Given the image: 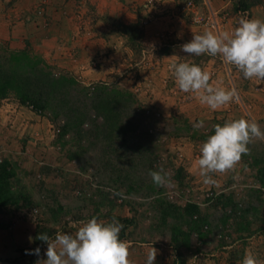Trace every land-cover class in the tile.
Returning <instances> with one entry per match:
<instances>
[{
	"label": "rangeland",
	"instance_id": "1",
	"mask_svg": "<svg viewBox=\"0 0 264 264\" xmlns=\"http://www.w3.org/2000/svg\"><path fill=\"white\" fill-rule=\"evenodd\" d=\"M234 11H237L235 10V2ZM195 16L197 15L192 16V21L200 27V30L201 28L209 29V27L198 23ZM123 29L129 33L125 28ZM140 33V31L135 32L138 37ZM129 35L130 48L124 51V58L127 55L129 57L123 58L121 61L127 68L124 73L115 76L110 74L111 76L107 79H98L97 81L90 80V77L88 78L81 73L71 74L87 86L95 82H108L112 85L110 88L114 87L120 90L121 94L127 96L129 100L126 99V102L122 101L121 104V102H117V99H114L117 105H115L116 102L111 101L109 106L113 107V115L116 110L114 106L117 109L119 108L120 113L122 111L125 113L130 106L134 110L133 103H136L135 106L139 108L140 113L142 110L145 111L143 126L148 129V135L140 134L144 129L143 127L137 128V130L134 129L133 133L120 131L118 127H120V124H124L121 121L115 122V124L112 121V124L106 129L107 131L105 130L106 132L101 130L99 134H95L97 122L88 120L79 126L71 121L79 114L71 110L68 112H70V116H73L70 118L72 124L65 131V135H61L64 129L69 126L65 125V121L67 122L69 117V115L68 117L65 116V110L58 114H52V118L48 113L38 111L33 105L31 107V104H24L14 96L3 98L18 102L25 108H29V110H33L36 114L44 117L49 124V126L47 125V138L49 140H53L51 138L52 125L61 128V133L52 142L58 157L61 158L60 164L56 171L50 169L48 175L53 178L58 177L61 183L67 185L61 186L58 181L59 184L56 183V187L48 188L50 194L48 198L53 201L54 205L46 208L45 213L47 214L40 215V217H44L45 226L51 228L50 222L52 220L67 224L74 221V219H80L81 216L78 213L80 206L83 207L84 205L88 209V217L85 218H98L97 214H104L107 215L105 218H101L104 220L109 217L110 209L108 206L113 203L115 208V205L119 206L113 219L123 225L120 232L121 240L124 241L125 238L156 239L155 237L167 238V241L170 240L173 243L178 240L183 243V247L177 255L179 257L178 264H219L227 251L230 252L227 256L232 264H243L246 252H251L259 261H264V217H261V213H264V189L248 186L253 181L254 183L257 182V168H264V140H253L248 145L250 154L242 156L245 166L249 169V181L253 179L242 190L243 210L246 211L242 221L244 223V227H241L242 233L239 228L227 232L221 226L225 206L233 207L235 205L236 200L232 195H228L231 196V199L227 201V205L215 201L200 206V211L195 213L194 220L201 218V233L191 231V226L195 223L190 222V220H193L189 216L190 213L183 212L179 213L178 216L171 207L172 204L181 206L180 212H182V209L184 211L189 202L186 203L184 199L171 201L165 195L170 191L192 188L194 198H196L201 190L217 189L226 184L218 187L201 188L192 183L181 160L184 158L181 145L188 140L203 141L209 134L214 133L216 124L223 125L229 119L241 117L252 119L245 111L248 107L250 112L253 109L252 106L243 101L235 81L232 79L229 83L226 66L224 65L225 61L221 57L223 67L220 66L216 70L212 69L210 82L213 80L216 82H211L214 85H217L218 82L219 85L224 84L222 87L226 89L236 88L245 107L240 104V101L237 103L233 100L220 109L218 119H216L217 117L209 119V115L212 116L210 108L201 104L195 94L185 93L179 89L174 71L170 67L173 63L187 62L197 64L202 68L203 62L199 59L200 57L187 54L178 56L172 53V50L170 51L168 47H162L157 52L158 56H156V51L152 48L153 45L148 46L140 38L135 37L132 32ZM0 44L4 46V50L9 47L3 42H0ZM170 44H175V42H170ZM23 49H28L29 53L35 55L30 46H25ZM73 58L75 59V57ZM0 62L4 66L8 65L3 60H0ZM99 63V60H95L94 67H97ZM217 65L219 63L216 62ZM128 69H130L131 75L127 72ZM54 70L57 71L55 68ZM66 73L70 74L69 72H63L62 74ZM126 76L128 77L126 78ZM222 81H225V83H222ZM126 91L130 93L127 92L126 95ZM76 92L75 94H77ZM184 95L187 98L181 99L180 96ZM248 96L250 99H254L255 94L250 90ZM195 98L197 102H194ZM58 101L59 98L55 103ZM147 107L150 108L151 114L146 111ZM92 117L94 118V116ZM200 121H203V126L197 128L195 125ZM256 122L264 130V121L259 120ZM57 137H59V140H57ZM57 142L62 145L60 143L58 145ZM253 163L256 165L253 166ZM161 167L168 174V183L163 187H158L153 183L148 173L150 170L158 171ZM68 169H75V171L70 172ZM92 180H98L110 194L94 188ZM231 181H234V179ZM111 189L119 193L117 200L113 199L115 198V192L112 193ZM161 199H165V202L160 201ZM73 204L77 205L72 206ZM66 209L70 214L68 217L64 215ZM129 211L130 213H128ZM57 213L58 215H55ZM35 216H39V214ZM104 222L106 223V221ZM52 229L56 232L55 227H52ZM179 231L180 233H178ZM189 231L191 233L186 236V232ZM214 259L215 263H213ZM33 261L34 258L32 257L25 264H33Z\"/></svg>",
	"mask_w": 264,
	"mask_h": 264
},
{
	"label": "crops",
	"instance_id": "2",
	"mask_svg": "<svg viewBox=\"0 0 264 264\" xmlns=\"http://www.w3.org/2000/svg\"><path fill=\"white\" fill-rule=\"evenodd\" d=\"M190 1L194 2V6L187 8V3ZM233 1L0 0V42L12 49L30 46L36 55L44 58L57 71L59 70V73H81L93 81L105 80L111 76L110 74L115 76L124 73L127 69L121 62L124 51L130 48L128 43L130 35L124 31V26H139L141 33L138 38L148 46L153 45L152 48L156 54L162 47H168L172 53L182 56L186 53L182 51L181 46L190 42L194 33L203 34L206 31L231 33L239 26L243 18L264 21V0L249 7V17L240 11H234ZM211 9L227 12L220 29L201 28L200 30V27L193 23L192 16L194 17V14L204 16ZM127 57L129 55L124 59ZM199 57L203 62L202 69L210 73L212 69L223 67L219 55L204 54ZM95 60L100 61L97 67H94ZM216 62L219 65L216 66ZM224 65L229 83L233 79L243 101L252 106L253 109L250 110L252 119L264 121V80L255 77L246 79L242 71L234 65L230 67L226 63ZM127 72L130 74V69ZM211 82L216 83L213 80ZM219 86L222 87L224 84ZM250 90L255 94L254 99L248 96ZM180 98L185 99L187 96H180ZM210 111L212 116L209 115V119L220 117V109H210ZM47 125L49 126L46 119L35 111L25 108L18 102L0 99V155L6 160L10 173L7 183L11 189L20 192L18 195L25 193L27 197L13 203H2L0 200V264H25L32 257L33 264H38V261L43 264L42 261L47 259L46 242L40 246L39 256L26 254V250L31 252L37 248L35 245L37 230L44 224V217L40 215L43 216L46 208L54 205L52 200L44 197V192L48 193L49 189L56 187V183L60 182L58 177L53 178L48 175L50 169L54 171L58 169L61 158L58 157L55 146L52 144L53 140L47 138ZM35 131L38 132L35 133ZM206 139L188 140L181 145L184 157L181 160L192 183L201 188H210L227 184L233 179L244 181L246 184L253 181V179L249 181V169L241 158L234 169L226 173L210 174L216 181L215 184L204 183V177L200 174L196 161L201 155L200 149ZM68 171H75V169H68ZM253 183L247 185L252 187ZM68 184L70 185L69 182ZM60 185L67 184L60 182ZM75 205L77 204L72 206ZM36 206L40 207V212L42 211L39 216L31 212V209ZM115 206L116 208L113 203L108 206L109 217L102 220L101 218L107 215L97 214V219L106 223L112 222L114 213L119 208L118 205ZM24 208L27 212H23ZM67 209L64 215L68 217L70 214ZM87 213L88 209L84 205L80 206L78 213L81 216L80 219H74L67 224L52 220L50 225L56 228L52 238L57 232L75 233L79 226L91 219L85 218L88 217ZM30 236L33 237L34 242L29 241ZM155 238L124 239L129 244V259L133 264H146L147 254L153 248L157 250L154 264H178V251L183 245L175 247V244L170 240L167 241V238ZM223 248L225 249L224 246ZM228 253L230 252L227 251L224 254L222 260L219 259V264L231 263L228 260ZM259 262L264 264L263 260Z\"/></svg>",
	"mask_w": 264,
	"mask_h": 264
},
{
	"label": "clouds",
	"instance_id": "3",
	"mask_svg": "<svg viewBox=\"0 0 264 264\" xmlns=\"http://www.w3.org/2000/svg\"><path fill=\"white\" fill-rule=\"evenodd\" d=\"M187 55L221 56L223 60L242 71L246 79L264 80V21L241 19L239 26L231 33L227 31H206L195 34L190 42L181 46ZM176 84L185 93H193L201 104L218 110L235 100L239 102L236 88L226 89L210 83L211 73L197 64L173 63ZM197 128L203 126L200 121ZM256 139L264 140V130L254 119L244 117L229 119L223 125L216 124L214 133L208 136L200 149L196 161L204 183L215 184L212 173H226L234 169L243 155L250 154L248 145ZM158 187L168 183V174L161 167L148 173ZM123 225L117 220L110 223L93 217L84 222L75 233L57 232L55 237L40 233L35 239L47 243V259L43 264H133L129 259V244L120 239ZM34 242L33 237H29ZM26 254L39 256L40 248ZM157 250L147 254L146 264H154ZM41 261H38L40 264ZM243 264H260L251 253L246 252Z\"/></svg>",
	"mask_w": 264,
	"mask_h": 264
},
{
	"label": "trees",
	"instance_id": "4",
	"mask_svg": "<svg viewBox=\"0 0 264 264\" xmlns=\"http://www.w3.org/2000/svg\"><path fill=\"white\" fill-rule=\"evenodd\" d=\"M259 1L260 0H234L235 10H248L251 5L258 3ZM124 28L126 31H129V33L132 32L135 37H138L135 32L140 31L139 27L124 26ZM3 48L4 46L0 44V60H3L8 65L4 66L2 65L3 63L0 62L1 99L14 96L24 104L33 105L36 110L48 113V115L52 118V114H58L59 112L61 113L62 110H65V116L67 115L68 117L69 115L67 122L65 121V125L69 126L64 129V132L61 135H65V131H67L72 124L70 123V118L73 116H70V112H68L70 110L79 114V116L71 120L79 126L83 125V123L88 120H95L97 122V125L95 126V134H99L101 130L105 131L112 124V121L114 122L113 124L121 121L124 122V124H120V127H118L120 131H123L124 133H133L137 130V128L143 127L144 129H142L143 131H141L140 134L148 135V129H145V126H143V121H145V111L142 110L140 113L139 108L135 106L136 103H133L132 100L130 101H132L134 105V110L131 109L130 106L127 112L124 113V111H122V113H120L119 108L117 109L116 106H114L116 110L113 115V107L109 106L110 102H116L114 99H117V102H121L122 104V101L126 102V99L129 100V98L121 94L120 90L114 87L110 88V86H112L110 83L95 82L90 86H87L72 74H62L63 72H60L59 74V72L55 71L53 66L47 63L44 58H41L36 54L32 55L29 53L28 49H12L8 47L4 50ZM76 90H78V92H76ZM75 92L77 94H75ZM127 92L128 91L125 92L126 95ZM57 98H59V101L55 103ZM117 102L115 105H117ZM146 111L150 112L151 110L147 107ZM92 116H94V118ZM211 134H209V136ZM57 140H59V137H57ZM57 143L59 145L60 142ZM6 164V160H3V162L0 163L1 202L13 203L17 202V200L21 198L27 199L25 193L18 195L20 192H16L11 189V186L7 183L10 173L8 172L9 170L7 169ZM254 165L256 164L253 163V166ZM257 169V182L264 187V168ZM96 189H100L101 191H105L110 194V192L108 190L106 191L102 184H100V186ZM44 193L45 198L50 197L49 193ZM114 194L115 198L113 199L117 200L119 193L116 191ZM229 199H231V196L225 195L219 201L223 202L224 205H227V201ZM164 200L161 199L160 201ZM171 207L178 216L183 212L188 214L190 213L189 216L193 219L192 221L190 220V222L195 223L191 226V231H198L201 233V218L194 220L195 213L200 211V206L198 204L189 203V205L187 204L184 208V211L182 209V212H180L181 206L172 204ZM245 214L246 211L244 210L241 213H236L234 216L223 212L221 226L226 228L227 223L230 222V217H234L232 231L239 228V231L242 232L241 227H244V223L242 221ZM261 217H264V213H261ZM43 222L44 224L38 227L39 229L37 230L36 237L40 233H47L50 237H52L55 230L52 229V227L50 228L45 226V220H43ZM191 231L188 233L186 232V236L190 234ZM178 233H180V231ZM43 243L45 242L35 239L36 247L40 248ZM174 244L175 247L183 245V243L178 240Z\"/></svg>",
	"mask_w": 264,
	"mask_h": 264
},
{
	"label": "built area",
	"instance_id": "5",
	"mask_svg": "<svg viewBox=\"0 0 264 264\" xmlns=\"http://www.w3.org/2000/svg\"><path fill=\"white\" fill-rule=\"evenodd\" d=\"M188 4L191 7L194 6V2H192V1H190ZM239 11L242 12L243 14H245L247 17H249V10H239ZM225 15H226L225 12H218V11L211 9L208 12V14H205L204 16H197L195 18V20L198 23L203 24L204 26H207V27L212 28L214 30H219L220 26L222 24V19ZM226 65L228 67H230L229 64L226 63ZM228 71L230 72V68H228ZM239 101H240V104L245 107V105L242 104L241 99H239ZM30 106L32 107V105H30ZM247 108L245 109V111H247L248 115L251 117L250 112H249V108H248V110H247ZM148 113L150 114L151 111ZM52 128H53V130H52L51 138H53V140H54L56 138V136L61 132V128L59 126L57 127L55 125H52ZM3 160H4V158L0 155V163L3 162ZM41 162H43V161H41ZM92 183L94 185V188H98L100 186V183L98 182V180H92ZM246 186H247V184L244 181L235 179L234 181H231L225 185H222L221 187H219L217 189H205L203 191L201 190L199 196L196 195V198H194L195 196L193 195L192 188H185V189L182 188L180 190L170 191L165 195H166V198L171 200V201H179L181 199H184V201L186 203H188V202L189 203H196L199 206L208 205V204H211L215 201H219L225 195H227V196L232 195L235 197V200H236L235 205L233 207L226 206L224 208L223 212L231 214L232 216H234L236 213H241L244 209V198L242 196V190H244ZM252 187L264 189V187H262L258 182L253 183ZM114 192L115 191H113L112 193H114ZM22 210H23V212H27L26 208H24ZM31 212L35 215H38L40 213V208L38 206L33 207L31 209ZM233 221H234V217H230V222L227 223L226 228H225V230L227 232L232 231V226L234 224ZM227 232H225V234H227Z\"/></svg>",
	"mask_w": 264,
	"mask_h": 264
}]
</instances>
